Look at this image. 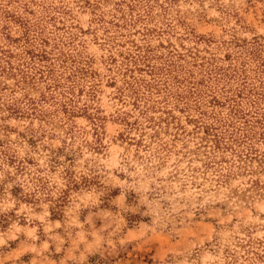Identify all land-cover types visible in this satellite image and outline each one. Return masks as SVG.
I'll return each instance as SVG.
<instances>
[{
  "label": "rangeland",
  "instance_id": "374dc122",
  "mask_svg": "<svg viewBox=\"0 0 264 264\" xmlns=\"http://www.w3.org/2000/svg\"><path fill=\"white\" fill-rule=\"evenodd\" d=\"M0 264H264V0H0Z\"/></svg>",
  "mask_w": 264,
  "mask_h": 264
},
{
  "label": "trees",
  "instance_id": "16d2710c",
  "mask_svg": "<svg viewBox=\"0 0 264 264\" xmlns=\"http://www.w3.org/2000/svg\"><path fill=\"white\" fill-rule=\"evenodd\" d=\"M217 140H220V139H217ZM135 218V221H138L139 220V217L138 216H136V217H134ZM133 221V220H132Z\"/></svg>",
  "mask_w": 264,
  "mask_h": 264
}]
</instances>
